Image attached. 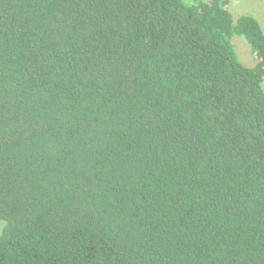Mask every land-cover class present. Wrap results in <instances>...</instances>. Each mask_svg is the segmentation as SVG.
Returning <instances> with one entry per match:
<instances>
[{
	"label": "trees",
	"instance_id": "16d2710c",
	"mask_svg": "<svg viewBox=\"0 0 264 264\" xmlns=\"http://www.w3.org/2000/svg\"><path fill=\"white\" fill-rule=\"evenodd\" d=\"M229 2L0 0V264H264V29Z\"/></svg>",
	"mask_w": 264,
	"mask_h": 264
},
{
	"label": "rangeland",
	"instance_id": "374dc122",
	"mask_svg": "<svg viewBox=\"0 0 264 264\" xmlns=\"http://www.w3.org/2000/svg\"><path fill=\"white\" fill-rule=\"evenodd\" d=\"M186 1L188 2L191 0ZM227 8L235 19L242 14L256 17L264 29V0H230ZM231 41L234 45L239 61L246 66H254L257 62V58L245 37L241 35H233ZM3 227L4 222L0 220V233L2 232Z\"/></svg>",
	"mask_w": 264,
	"mask_h": 264
}]
</instances>
